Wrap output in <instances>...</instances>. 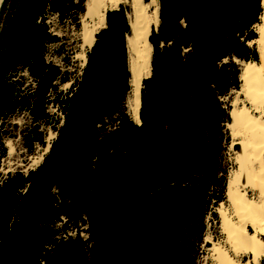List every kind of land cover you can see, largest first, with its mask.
<instances>
[{"label":"trees","instance_id":"obj_1","mask_svg":"<svg viewBox=\"0 0 264 264\" xmlns=\"http://www.w3.org/2000/svg\"><path fill=\"white\" fill-rule=\"evenodd\" d=\"M226 8L230 16L226 33L206 68L191 78L193 51L185 56L182 50L194 47L192 0H160L161 22L149 35L154 47L152 74L143 79L138 125L126 107L131 71L126 41L130 25L124 6L107 10L106 26L87 50L80 77L61 94L62 70L45 56L47 44L59 40L47 19L56 14L60 20L79 23L85 0H14L0 44V161L6 151L4 124L11 115L27 110L36 129L39 122L50 123L51 102L64 118L55 126L57 136L41 164L0 178V264H110L104 253L102 214L105 157L116 145L134 146L142 126L158 123L155 172L161 180L171 128L184 122L195 91H207L210 99L225 94L236 78L235 73L233 79L225 73L220 60L234 54L244 60L257 57L247 43L257 35L253 28L257 0H227ZM22 70L33 77L32 86ZM115 112V128L103 130L100 123ZM38 140L43 141L42 134ZM205 197L191 206L204 207ZM221 197L216 191L215 200ZM82 225L86 237L81 235Z\"/></svg>","mask_w":264,"mask_h":264},{"label":"rangeland","instance_id":"obj_2","mask_svg":"<svg viewBox=\"0 0 264 264\" xmlns=\"http://www.w3.org/2000/svg\"><path fill=\"white\" fill-rule=\"evenodd\" d=\"M120 5L124 6L128 20H130V16L128 14L130 13L129 6L125 4ZM13 9L14 0H5L0 12V44L2 41L3 30L7 24L6 21L8 17L11 16ZM81 15L79 23H76V21H74L72 18L60 20L56 14H50L47 19L51 31L59 36V40L49 42L47 44L45 56L48 61L58 65L62 70L63 79L58 81V89L61 91V94L67 93L69 91L74 81L80 77L84 66L82 63L84 59L81 56H78L79 53L83 52L80 46ZM159 16L160 24V0ZM180 22L182 25L184 24L183 20H180ZM159 24L155 26L152 31H156ZM129 32L127 34H129ZM159 46L160 48L163 47V43L160 42ZM249 46L253 47V45ZM87 50L85 51L86 54ZM127 51L128 62L130 65L131 52L128 46ZM192 51H194V47L191 46L184 47L182 50L185 56H188L189 52ZM153 52L154 47L152 49V59ZM240 60L244 59L234 54L225 56L219 62V64H224L223 69L227 75H230L233 79V73H235L236 78L235 84H232L225 94L218 95L215 97V99H210L207 91H200L198 89L195 91V94L193 95L188 106L190 107L192 102L195 100L198 102V105L203 106V123L207 126L208 132L210 133L211 147L212 150L217 154L218 165L210 174L212 185H210L208 188L209 191L205 197L207 200L205 206L201 208L193 206L185 207L180 205L176 211L175 216L178 220L181 230L185 231L188 236L197 241L196 246H192V251L189 248V253L185 257H180V260L176 264H214L209 253V248L205 244V238L208 236H210L214 241H220L223 244L228 245L225 242V234L222 232L220 224L221 217L218 213L217 206H219L222 201L227 203V178L230 170L236 168V161L233 159L230 161L228 159L229 152L232 155H236V153H234V151L229 148L231 136L228 132L227 125L231 107L230 103L234 97V91L238 90L240 84ZM20 73L25 77L26 83L32 86L34 82L33 77L26 70H22ZM130 94L131 91L126 97V107ZM48 111L50 114V123L39 122L36 129L34 128V120L27 110L17 111L5 122L3 142L6 151L5 155L0 161V178L6 175L9 171H14L16 169L27 171L28 169L35 168L42 163L52 141L57 136V130L55 126L61 125L64 118L63 112L59 107L56 106L55 103H48ZM116 123L117 112L105 117L100 123V127L103 130L106 129L109 132L115 128ZM41 134L43 136V141L38 140V136ZM160 135V125L158 123H152L140 128L138 138L139 141H141L144 150V159L142 161L143 166L141 168L147 180V185L143 190L142 196L146 200L150 202L152 201V205L158 210L159 220L161 224H163L164 218L161 206L162 197L160 178L156 176L155 172V165L159 158L157 147ZM9 141L13 146V151L11 153H9ZM48 144L49 146H47ZM213 178H215V180ZM195 182V180H192V185H190L189 188L192 189ZM216 191L222 193V197L219 200H215L214 198ZM62 225L63 221L58 222V226L61 227ZM80 229L81 235L86 237L88 234L86 225H82ZM251 230L252 229L250 228V231ZM73 233H75V231H73ZM104 253L106 259L110 260V257L108 256V253L105 251V249ZM242 259H247V256L243 255ZM260 264H264V258L260 260Z\"/></svg>","mask_w":264,"mask_h":264},{"label":"bare ground","instance_id":"obj_3","mask_svg":"<svg viewBox=\"0 0 264 264\" xmlns=\"http://www.w3.org/2000/svg\"><path fill=\"white\" fill-rule=\"evenodd\" d=\"M4 1L0 0V12ZM120 4L130 8V32L126 41L131 52V94L127 110L139 123L142 80L152 71L153 45L149 35L159 24V0H85L80 28L83 52L78 56L84 59V65L85 51L105 25L107 10ZM262 8L259 21L253 24L257 35L247 41L253 45L257 58L239 61L240 84L230 103L229 148L237 156L229 152L228 159L236 161V168L228 175L227 203L222 201L217 206L228 245L210 236L205 240L214 264H260L264 258V0ZM8 144L11 153L13 146L10 141ZM243 255L247 259H242Z\"/></svg>","mask_w":264,"mask_h":264},{"label":"water","instance_id":"obj_4","mask_svg":"<svg viewBox=\"0 0 264 264\" xmlns=\"http://www.w3.org/2000/svg\"><path fill=\"white\" fill-rule=\"evenodd\" d=\"M226 1L192 0L191 30L194 51L189 65L191 78L198 77L206 68L212 52L226 33L230 23ZM262 11V0H257V18L253 24L259 21ZM203 118V106L198 105L195 100L187 108L184 122L173 124L171 128L161 188L162 203L165 208L164 218L167 222L173 219L172 214L178 202L173 201L172 206L168 205L164 189L180 173L190 176L204 171L202 158L207 145V135L202 124ZM137 124L140 125L141 122ZM143 159L144 150L139 138L132 147L124 148L122 145H116L105 157L106 177L102 192V214L106 235L112 238L107 249L116 248L128 238L131 247L126 264H142L143 261L148 260L151 251L157 250V213L152 203L142 196L147 185L141 168ZM157 251L158 264H172V252L163 254L159 249ZM111 264L117 263L112 260Z\"/></svg>","mask_w":264,"mask_h":264},{"label":"flooded vegetation","instance_id":"obj_5","mask_svg":"<svg viewBox=\"0 0 264 264\" xmlns=\"http://www.w3.org/2000/svg\"><path fill=\"white\" fill-rule=\"evenodd\" d=\"M206 130L207 135V145L205 147L202 161L204 162L203 172L201 174H193L190 176H185L182 173L178 174L175 177V180L172 181L170 185L164 189V194L166 195V202L168 205L172 206V202H178L175 212L172 214V220L167 222L164 218L165 208L161 199V206L163 211L164 223L161 224L159 220L158 210L155 206H153L156 210L158 217V243L157 250L163 254L172 252V264L178 263L180 257H185L189 253V248L192 251V246H196L197 241L192 237L188 236L185 231L181 230V227L178 223V220L175 216L176 211L178 210L180 205L185 207H190L192 202L195 199L202 198L206 196L209 191L210 185H212V181L210 179L211 172L218 165L217 154L212 150L211 141H210V133L208 132L207 126L203 123ZM215 180V178H213ZM195 180L194 187L189 188L191 181ZM228 182V178H227ZM226 182V186H227ZM218 183V182H216ZM160 185L162 188V177L160 180ZM152 202V201H151ZM112 238H108L106 235V246L105 251H107L110 260L107 261L111 264V261L114 260L117 264H126V260L128 259L129 249L131 247V243L129 239H125L122 243H120L116 248L112 250L107 249V245ZM207 240V237L205 238ZM149 241V238L147 239ZM151 251L148 256L147 261H143L142 264H158L159 258L156 253L158 251ZM125 254V255H124Z\"/></svg>","mask_w":264,"mask_h":264}]
</instances>
